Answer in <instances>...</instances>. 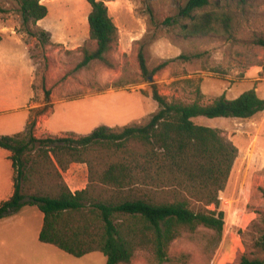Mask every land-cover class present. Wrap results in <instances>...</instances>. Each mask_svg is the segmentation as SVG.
Wrapping results in <instances>:
<instances>
[{
  "label": "rangeland",
  "instance_id": "rangeland-1",
  "mask_svg": "<svg viewBox=\"0 0 264 264\" xmlns=\"http://www.w3.org/2000/svg\"><path fill=\"white\" fill-rule=\"evenodd\" d=\"M186 1L103 0L118 30L109 55L114 68L92 62L73 72L81 60V47L94 48L88 36L90 6L86 0H41L48 12L37 28L29 27L34 36L22 26L17 5L0 0V136L25 130L29 110L45 105L43 87L50 93L49 108L37 119V137L77 138L99 126L143 124L157 110L153 87L169 99L186 103L195 99L196 90L202 94V104L221 94L234 99L249 89L264 99V49L250 42L254 35L264 34V0H245V4L220 0L231 4L225 8L233 17L229 31L222 32L220 27V33L189 39L162 24L168 17H177ZM149 12L155 21L151 26ZM40 29L48 32V44L40 41ZM142 43L147 44L149 70L167 62L153 76L140 72L137 52ZM180 55L189 59L178 58ZM192 120L217 129L238 150L227 185L218 196L225 224L209 260L211 250L206 247L213 245V232L199 227L172 243L171 261L165 264H181L183 255L189 264H236L242 254L256 255L252 243L262 230L258 222L264 218L259 189L264 187V111L249 119ZM8 156V151L0 149V203L13 191ZM78 174L79 187L84 188L85 172ZM62 176L71 186L68 177ZM42 218L37 207L29 205L0 218V264H105L101 253L76 258L39 242ZM131 264L157 262L149 252L139 251Z\"/></svg>",
  "mask_w": 264,
  "mask_h": 264
},
{
  "label": "trees",
  "instance_id": "trees-1",
  "mask_svg": "<svg viewBox=\"0 0 264 264\" xmlns=\"http://www.w3.org/2000/svg\"><path fill=\"white\" fill-rule=\"evenodd\" d=\"M11 1L26 33L34 36L29 27L37 28L46 17V6L41 0ZM86 1L88 36L94 48L81 47V60L73 72L92 62L113 69L109 55L117 43V27L103 0ZM245 2L237 0V4ZM229 6L220 0H187L177 17H168L162 24L188 39L220 33V27L228 32L233 18L225 13ZM148 23H155L151 12ZM38 36L49 43L47 31L40 29ZM250 42L264 49V34L254 35ZM146 46L139 47L137 62L142 75L153 76L167 62L149 70ZM43 92L45 105L29 110L25 130L0 136V149L9 152L13 171L12 195L0 203V218L36 206L43 216L39 242L76 258L98 252L105 264H131L139 251L149 252L157 264L168 263L172 243L184 232L203 227L214 236L212 247H206L211 250L209 260L225 224L218 196L227 185L238 150L217 129L192 119H249L264 111V99L249 89L234 99L221 94L202 104V94L196 90L195 99L186 103L169 99L153 87L157 110L143 124L99 126L77 138L37 137V119L49 108V90L43 87ZM72 163L87 168L86 186L74 192L62 176ZM259 189L264 199V187ZM210 206L213 209H207ZM260 224V235L252 243L256 255L242 254L236 264H264V218ZM181 264H189L187 255L181 256Z\"/></svg>",
  "mask_w": 264,
  "mask_h": 264
},
{
  "label": "crops",
  "instance_id": "crops-1",
  "mask_svg": "<svg viewBox=\"0 0 264 264\" xmlns=\"http://www.w3.org/2000/svg\"><path fill=\"white\" fill-rule=\"evenodd\" d=\"M31 86V84H30ZM28 106L23 107V109H27ZM29 110V109H28ZM79 171H81L82 173L85 172V175L87 177V173H86V166L84 164H80V163H72L68 170L64 173H62V175H66L71 183V186H69V189L74 192L76 190H81L83 188L79 187V183H80V179H79Z\"/></svg>",
  "mask_w": 264,
  "mask_h": 264
},
{
  "label": "water",
  "instance_id": "water-1",
  "mask_svg": "<svg viewBox=\"0 0 264 264\" xmlns=\"http://www.w3.org/2000/svg\"><path fill=\"white\" fill-rule=\"evenodd\" d=\"M149 80H151V77H149Z\"/></svg>",
  "mask_w": 264,
  "mask_h": 264
}]
</instances>
